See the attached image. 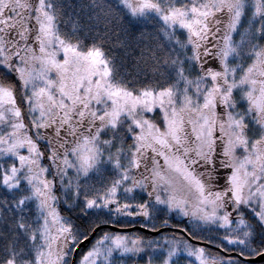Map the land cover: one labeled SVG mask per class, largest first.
Here are the masks:
<instances>
[{
	"label": "snow or ice",
	"instance_id": "6c2138e0",
	"mask_svg": "<svg viewBox=\"0 0 264 264\" xmlns=\"http://www.w3.org/2000/svg\"><path fill=\"white\" fill-rule=\"evenodd\" d=\"M0 264H264V0H0Z\"/></svg>",
	"mask_w": 264,
	"mask_h": 264
},
{
	"label": "trees",
	"instance_id": "16d2710c",
	"mask_svg": "<svg viewBox=\"0 0 264 264\" xmlns=\"http://www.w3.org/2000/svg\"><path fill=\"white\" fill-rule=\"evenodd\" d=\"M131 231H135V230H131Z\"/></svg>",
	"mask_w": 264,
	"mask_h": 264
}]
</instances>
